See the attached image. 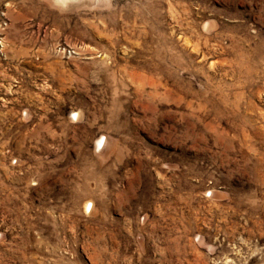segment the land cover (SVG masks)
Segmentation results:
<instances>
[{
	"label": "rangeland",
	"instance_id": "rangeland-1",
	"mask_svg": "<svg viewBox=\"0 0 264 264\" xmlns=\"http://www.w3.org/2000/svg\"><path fill=\"white\" fill-rule=\"evenodd\" d=\"M0 264H264V0H0Z\"/></svg>",
	"mask_w": 264,
	"mask_h": 264
},
{
	"label": "bare ground",
	"instance_id": "bare-ground-1",
	"mask_svg": "<svg viewBox=\"0 0 264 264\" xmlns=\"http://www.w3.org/2000/svg\"><path fill=\"white\" fill-rule=\"evenodd\" d=\"M101 142H99V144H100Z\"/></svg>",
	"mask_w": 264,
	"mask_h": 264
}]
</instances>
